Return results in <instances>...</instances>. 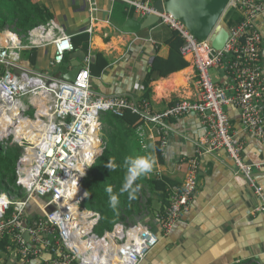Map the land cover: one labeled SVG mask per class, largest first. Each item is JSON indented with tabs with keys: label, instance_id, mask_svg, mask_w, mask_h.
<instances>
[{
	"label": "built area",
	"instance_id": "1",
	"mask_svg": "<svg viewBox=\"0 0 264 264\" xmlns=\"http://www.w3.org/2000/svg\"><path fill=\"white\" fill-rule=\"evenodd\" d=\"M117 1L145 18L155 13L157 0ZM87 7L96 20V0H87ZM230 8L241 20L231 28L226 26L230 37L221 51L214 50L209 40L196 39L171 15L159 14V22L179 35L183 42L180 54L189 57L197 71L194 97L181 99L161 112L153 111L145 99L93 93L90 53L72 84L26 67L22 51L50 46L53 66L74 51L71 37L54 22L35 27L27 43L8 28L0 31V142L10 140L22 148L15 167L19 193L9 197L0 192V242H8L4 252L22 264H140L157 244V236L141 221L118 222L110 231L96 234L99 215L82 208L86 197L83 180L104 150L100 120L104 113L121 117L128 111L138 117L136 131L142 141L145 130L153 128L161 155L167 147L170 120L194 113L205 127L204 135L193 142L195 156L179 161V166H186L184 180L169 188V205L155 215L164 235L191 205L199 158L221 150L231 159L233 173L244 178L260 199L254 213L264 214V194L254 180V170L259 167L242 160V146L234 143L225 111L226 107L236 108L242 129L264 144L262 36L255 23L264 14V0H230ZM220 68L232 79L227 88L216 85L210 76V70ZM37 122L44 128L31 126Z\"/></svg>",
	"mask_w": 264,
	"mask_h": 264
},
{
	"label": "crops",
	"instance_id": "2",
	"mask_svg": "<svg viewBox=\"0 0 264 264\" xmlns=\"http://www.w3.org/2000/svg\"><path fill=\"white\" fill-rule=\"evenodd\" d=\"M36 1L48 17L45 23L54 22L71 39L88 35L91 63L96 53L107 61L103 70L91 76V90L96 95L145 99L153 111L161 112L196 94L197 71L189 57L180 54L188 66L177 72L166 77L151 75L153 58L169 56L167 42L175 32L168 26L158 22L135 33L124 32L128 19L142 22L144 18L117 0H96V20L89 15L87 0ZM255 23L262 36L260 59L264 73V14ZM86 54L67 53L58 66L51 64L54 51L50 46L22 51L21 57L26 67L57 79L77 62L82 66ZM211 73L216 85L227 88L232 84L222 68L212 69ZM225 111L234 143L242 146V160L259 167L254 170V180L264 194V144L242 129L236 108L226 107ZM169 125L164 155L159 154L158 136L153 128L145 130L142 146L145 155L156 161L151 174L166 177L178 186L186 173V166H179V161L195 156L193 142L204 135L205 127L194 113L170 120ZM259 205L260 199L246 180L233 173V163L225 151L204 155L199 158L197 190L191 205L169 233H162L156 218L149 219L151 225L145 222L158 242L140 264H264V214L254 213ZM0 264L22 263L1 252Z\"/></svg>",
	"mask_w": 264,
	"mask_h": 264
},
{
	"label": "trees",
	"instance_id": "3",
	"mask_svg": "<svg viewBox=\"0 0 264 264\" xmlns=\"http://www.w3.org/2000/svg\"><path fill=\"white\" fill-rule=\"evenodd\" d=\"M48 17L43 15V9L36 0H0V31L8 28L15 32L21 41H25L30 31L38 25L44 24ZM241 20L238 12L227 9L222 17L223 23L231 28ZM74 51L84 54L88 52V35L81 34L71 39ZM169 56L165 59L156 56L152 60V74L166 77L188 66L181 57L179 49L183 42L175 32L167 42ZM62 62H64V57ZM61 62V63H62ZM107 65V61L100 53H96L95 60L90 65L91 76L99 73ZM106 117L109 120H106ZM101 138L104 150L88 170L83 180V188L87 193L82 208L96 212L99 215V223L95 228L96 234L110 231L118 222L129 221L134 223L137 218L151 225L150 220L157 213H162L169 205L168 190L175 185L170 179L163 176L148 175L137 183L142 184L135 200H129L127 193L119 197L120 203L116 209L109 205L108 186L118 192L124 182L125 158L128 156H142L145 152L142 148V140L136 129L138 117L125 111L121 117H115L110 113L101 115ZM160 152V151H159ZM22 148L10 140L0 142V192L13 197L19 193L16 185L15 167L16 161L21 156ZM160 154V153H159ZM110 158L120 167L110 172L106 164ZM8 242H0V251H5Z\"/></svg>",
	"mask_w": 264,
	"mask_h": 264
},
{
	"label": "water",
	"instance_id": "4",
	"mask_svg": "<svg viewBox=\"0 0 264 264\" xmlns=\"http://www.w3.org/2000/svg\"><path fill=\"white\" fill-rule=\"evenodd\" d=\"M229 3L230 0H157L153 3L154 14L146 16L142 22L135 18L128 19L123 31L135 33L149 28L159 22V14L165 13L181 22L196 39L209 40L214 50L221 51L230 37L227 27L221 23ZM80 69L81 64L77 62L57 79L72 84ZM24 238L28 239L27 233H24Z\"/></svg>",
	"mask_w": 264,
	"mask_h": 264
},
{
	"label": "clouds",
	"instance_id": "5",
	"mask_svg": "<svg viewBox=\"0 0 264 264\" xmlns=\"http://www.w3.org/2000/svg\"><path fill=\"white\" fill-rule=\"evenodd\" d=\"M110 172L116 171L120 165H117L114 158H110L105 165ZM156 166V161L150 155L128 156L125 158L123 167L125 168L124 182L118 192L113 191L111 186L106 188L109 195V205L116 209L120 203L119 197L127 193L129 200H135L137 193L141 190L142 184L137 181L150 175ZM87 195V193H85Z\"/></svg>",
	"mask_w": 264,
	"mask_h": 264
},
{
	"label": "bare ground",
	"instance_id": "6",
	"mask_svg": "<svg viewBox=\"0 0 264 264\" xmlns=\"http://www.w3.org/2000/svg\"><path fill=\"white\" fill-rule=\"evenodd\" d=\"M33 100H34L35 102H38L36 98H34ZM15 111H16V113H18V109H16ZM26 123H27V124H31V122H26ZM31 126H32L33 128H35V129L44 128L43 123H40V122L33 123ZM16 133H17V137L21 136V132H20L19 130H17ZM26 137H28V138L34 140V137H32L31 135H26Z\"/></svg>",
	"mask_w": 264,
	"mask_h": 264
},
{
	"label": "rangeland",
	"instance_id": "7",
	"mask_svg": "<svg viewBox=\"0 0 264 264\" xmlns=\"http://www.w3.org/2000/svg\"><path fill=\"white\" fill-rule=\"evenodd\" d=\"M221 23L223 24V25H225L224 23H223V21L221 20ZM226 26V25H225ZM210 72V76H211V70L209 71ZM23 102L25 103V104H28V101L26 100V99H24L23 100ZM28 116H30V114H29V112H28V114H27ZM106 120H109V118L108 117H106ZM142 218H137L136 219V221H141L142 222V220H141Z\"/></svg>",
	"mask_w": 264,
	"mask_h": 264
}]
</instances>
